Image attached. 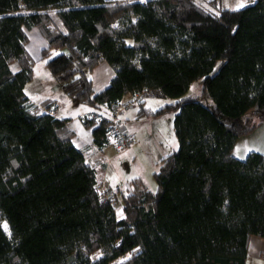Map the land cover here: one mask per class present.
I'll list each match as a JSON object with an SVG mask.
<instances>
[{"label":"trees","instance_id":"obj_1","mask_svg":"<svg viewBox=\"0 0 264 264\" xmlns=\"http://www.w3.org/2000/svg\"><path fill=\"white\" fill-rule=\"evenodd\" d=\"M22 1L26 11L0 0V264H246L250 236L264 237V153L234 148L264 121V0ZM33 26L54 78L94 109L82 119L97 146L113 143L125 93L176 98L147 113L176 110L178 146L154 171L155 190L139 177L133 191L112 187L122 217L67 118L25 92ZM102 60L115 74L95 91L90 71ZM199 78L201 92L188 94Z\"/></svg>","mask_w":264,"mask_h":264},{"label":"crops","instance_id":"obj_2","mask_svg":"<svg viewBox=\"0 0 264 264\" xmlns=\"http://www.w3.org/2000/svg\"><path fill=\"white\" fill-rule=\"evenodd\" d=\"M25 30L29 36L27 48L35 59L33 78L31 79L33 80L35 76H37V71L35 70L36 65H38L40 61H43L41 59V49L46 46L47 40L36 26L31 28L25 27ZM29 32L34 34L31 35ZM13 65L16 66L14 69L15 71L20 69V65L16 62L12 63V66ZM39 71L45 75L42 78L44 79L42 85L33 87L29 91L27 89L28 81L24 87L26 94L33 102L40 105L42 110L49 111L52 108L54 109V115L67 118L69 127L74 131L72 137L73 143L78 148L84 150L87 161L95 166L98 180L108 186L118 189L120 192L133 191V179L135 177L141 178L147 185L144 179V173L141 170L135 168L132 173H127V171L121 169L117 157L124 154L125 151H130V149L132 151L135 150L136 146H138L142 140H145V138L143 139V130L139 123L144 117L151 116L147 113L148 108L156 110L161 106L155 105L152 107V105H146L144 102L140 105L137 104L138 106L136 108V105H133L123 110L120 114V118H124L125 120L129 119L128 121H130V123L132 122V125H129L128 129L132 142L124 149L118 148L112 142L104 147H99L94 142V135L92 132L93 126L85 125L82 119L83 115L91 114L94 109L86 103L75 100L65 91L63 92V86L57 84L51 71L47 70L46 67L43 69L39 67ZM114 74L115 71L113 67L107 61L102 60L96 64L90 71L95 91H99L109 85ZM131 96L132 93L127 92L123 95L122 99H129ZM47 101L51 103L50 107L45 106V102ZM110 146H113L115 150L110 148ZM117 149H120V151L118 152ZM252 150L264 153V121L252 132L241 135L235 143L234 152L240 158L245 157ZM117 203L118 204H115L117 215L122 217L124 215L123 207L120 200H118ZM262 251H264V237L251 235L247 247L246 264H264V258L261 256Z\"/></svg>","mask_w":264,"mask_h":264},{"label":"rangeland","instance_id":"obj_3","mask_svg":"<svg viewBox=\"0 0 264 264\" xmlns=\"http://www.w3.org/2000/svg\"><path fill=\"white\" fill-rule=\"evenodd\" d=\"M214 1L217 4V6L238 8L246 4L252 3L255 0H214ZM26 10L27 8L24 2L21 0L20 11H26ZM50 10L56 22H58V24H61L62 26L61 21L58 19L55 13L56 9L51 8ZM29 33L31 35L34 34L32 32ZM41 65H43L44 67ZM38 66L41 67L42 69L46 67V69L49 70L48 67L45 65L44 61H40V63L36 65L35 70L37 71L36 72L37 76H35L33 80L27 83L28 86L27 89L29 91L33 87L41 86L42 82L44 81V79L42 78L45 75L39 71ZM15 68L16 66L13 65V69ZM56 82L57 84L60 85L62 84L58 80H56ZM202 86H203V79L199 78L191 84L187 93L198 94L201 92ZM62 90L64 92V89ZM175 100H176L175 97L153 96L151 98L146 99L145 104L152 105V107H154L155 105L163 106L166 103H171L174 102ZM137 106L138 105L136 104L135 108ZM175 111H176L175 109H172V107H170L168 110L161 112L159 114L144 117V119H142V121H140L139 124L143 130L142 134H143V139L145 138V140H142V142L138 144V146H136L135 150L132 151L130 149V151H125L124 154H121L117 157L121 169L127 171V173H132L135 168L141 170L144 173L143 175L145 182L147 183L148 187L153 190L157 188V182L154 177V171L159 168L161 163V158L164 155L176 149L178 146V140L173 127V117ZM121 120L125 124L127 129H129V125H132V122L130 123V121H128L129 119L125 120L123 118ZM110 148L115 150L113 146H110ZM124 148L126 147H123V149ZM117 151L119 152L120 149H117ZM115 204L118 203L115 202ZM3 226L6 230H8L7 221H3Z\"/></svg>","mask_w":264,"mask_h":264},{"label":"built area","instance_id":"obj_4","mask_svg":"<svg viewBox=\"0 0 264 264\" xmlns=\"http://www.w3.org/2000/svg\"><path fill=\"white\" fill-rule=\"evenodd\" d=\"M155 91L151 88L144 87L132 96L129 99H122L117 106L114 114L111 116L110 119V129L109 134L113 141V143L118 148L127 147L131 143V137L127 131L125 124L122 122L120 118V114L123 110L128 109L135 105L136 103L155 96ZM51 113H54V109L49 110ZM83 118V117H82ZM97 188L104 193V196L113 202H116V194L115 190L112 187H109L107 184L103 183L102 181L98 180Z\"/></svg>","mask_w":264,"mask_h":264}]
</instances>
